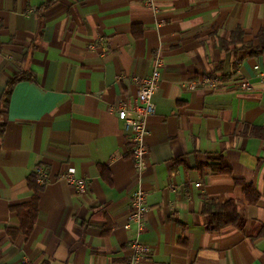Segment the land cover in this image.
<instances>
[{"label":"crops","instance_id":"1","mask_svg":"<svg viewBox=\"0 0 264 264\" xmlns=\"http://www.w3.org/2000/svg\"><path fill=\"white\" fill-rule=\"evenodd\" d=\"M155 4L0 0V264H125L136 239L150 250L138 264H264V0ZM157 56L139 177L113 107L135 99ZM38 168L27 235L19 209ZM140 187L144 226L125 229ZM212 203L239 222L209 230Z\"/></svg>","mask_w":264,"mask_h":264},{"label":"built area","instance_id":"2","mask_svg":"<svg viewBox=\"0 0 264 264\" xmlns=\"http://www.w3.org/2000/svg\"><path fill=\"white\" fill-rule=\"evenodd\" d=\"M145 3L150 6L154 11L158 10L155 4V0H144ZM161 56H157L154 60V69L150 76L145 78H136L140 83L139 90L134 100L121 101L113 107L117 114L119 121L123 123L124 130L130 132L132 149L129 152V156L133 159L135 168L139 177L148 168V146L146 138L148 135L147 120L153 116L156 112V106L154 103V96L159 90L160 84V68L162 66ZM259 70V77L264 82V71H261L258 66L255 67ZM243 89H248L250 83L247 80L241 82ZM190 88L194 90L196 88L193 83ZM37 183L39 185L45 184V175L42 168H38L36 171ZM64 180L74 186L79 192L85 191L86 181L83 178H77L73 171L66 173ZM196 186H199L197 184ZM133 213L129 217V222L125 224L124 228L129 229L131 224H136L139 231L144 226V219L147 213V193L140 187L132 194ZM131 257L125 264H138L140 260L149 254V247L140 242L138 239L130 242Z\"/></svg>","mask_w":264,"mask_h":264},{"label":"trees","instance_id":"3","mask_svg":"<svg viewBox=\"0 0 264 264\" xmlns=\"http://www.w3.org/2000/svg\"><path fill=\"white\" fill-rule=\"evenodd\" d=\"M53 2H49L45 7L51 5ZM241 36V33H238ZM24 76H15L8 85V90L3 95V100L9 97L11 87L19 80L23 79ZM5 104V103H4ZM1 121V118H0ZM4 132V127L0 124V138ZM29 185L35 192L32 201L29 204L20 207L19 217L21 219L23 231L25 234H30L36 223L38 208H39V197L38 192L41 190V186L37 183V175L33 173L29 177ZM204 214L210 217L209 230L215 231L225 227L228 224H237L240 220V215L237 212V208L233 204H227L218 206L215 204H206L204 208Z\"/></svg>","mask_w":264,"mask_h":264}]
</instances>
